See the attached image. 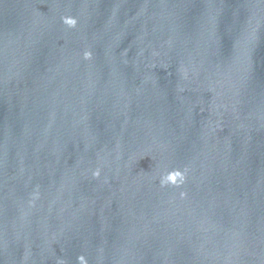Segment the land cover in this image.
I'll list each match as a JSON object with an SVG mask.
<instances>
[{"label": "water", "instance_id": "1", "mask_svg": "<svg viewBox=\"0 0 264 264\" xmlns=\"http://www.w3.org/2000/svg\"><path fill=\"white\" fill-rule=\"evenodd\" d=\"M0 264H264V0H9Z\"/></svg>", "mask_w": 264, "mask_h": 264}]
</instances>
